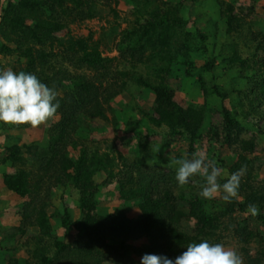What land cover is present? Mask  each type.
<instances>
[{
    "label": "trees",
    "instance_id": "obj_1",
    "mask_svg": "<svg viewBox=\"0 0 264 264\" xmlns=\"http://www.w3.org/2000/svg\"><path fill=\"white\" fill-rule=\"evenodd\" d=\"M101 1L0 0V56L10 58L7 67L12 71L34 74L42 83L55 89L60 104L57 114L50 119L47 146L15 144L8 147L6 157L0 159L1 164L13 163L20 167L16 173L6 175L5 182L9 191L27 199L22 215L28 226L38 230L41 241L34 238L36 249L30 252L36 264L110 263L104 252L110 248L109 241L118 242L113 247L118 252L125 250L127 240L146 236L150 238V244L144 249L149 254L153 255L154 250L161 248L177 257L188 244L213 240L218 232L217 241L231 234L237 235L246 264H261L264 262V239L260 240L250 230L249 222L244 220L241 224L237 221L234 211L238 209L233 203L240 206L242 213L247 212L250 204H260L263 213L257 220L264 225V192L260 195L248 188L242 202L235 198L229 203L228 213L219 214L208 211L202 198L188 200L187 213L172 200V184H177L176 179L170 182L167 180L169 175L152 171L112 148L104 151L100 147L91 149L87 146V135H80L85 127L79 123L82 116L89 127L88 122L95 120L110 124L114 129L119 127L118 108L113 107L112 102L130 87V83L155 92L154 112L159 118L149 115L146 118L155 128H168L173 138L188 135L190 143L195 142L205 119L193 110L189 113L182 111L173 101L175 92L161 77L178 60L174 49H190L188 36L181 30L183 20L178 15L179 9L164 0H130L137 14H151L153 21L143 26L134 23L123 30L115 45L119 57H108L104 55L102 41L96 40L94 33L89 32L87 38L70 33L71 25L85 23L102 14L99 9ZM113 1L118 4L120 0H106L108 3ZM160 6L167 9L163 11ZM66 30L65 37L59 35ZM132 67H141L144 71L136 75L132 73ZM3 68L0 59V70ZM204 90L207 91L206 87ZM213 90L224 97L218 87ZM224 114L226 139L230 140L235 128L241 131V127L226 109ZM131 121L128 130L133 129ZM0 125L9 128L8 124L0 122ZM15 127L24 130L31 126ZM253 146L252 143L244 145L243 149L250 151ZM70 150L78 154L72 157ZM245 159L240 158L234 172L246 166ZM100 174L110 178L106 184L117 183L121 201H138L142 219L97 213L99 202L95 177ZM161 185H164L162 189ZM67 187L80 193L82 213L79 220L73 219L69 212L60 216L65 229L73 227L77 231L72 243L55 238L48 215L52 191ZM181 199L185 200L184 197ZM190 217L196 220V237L182 229V224ZM44 236L50 239L54 236L51 246L56 248L55 255L48 251ZM256 239H259L260 246L258 256L254 258L249 246Z\"/></svg>",
    "mask_w": 264,
    "mask_h": 264
},
{
    "label": "rangeland",
    "instance_id": "obj_2",
    "mask_svg": "<svg viewBox=\"0 0 264 264\" xmlns=\"http://www.w3.org/2000/svg\"><path fill=\"white\" fill-rule=\"evenodd\" d=\"M164 1L179 9L178 15L183 24L181 23L182 29L178 30H183L188 36L190 49H174L178 53V60L173 61L161 77L166 86L175 92L173 101L182 111L189 113L193 110L200 114L199 117L204 116L198 138L190 143L188 135L173 138L165 126L155 128L150 124L146 115L159 118L154 112L156 94L151 89L142 88L135 83H130V87L112 102L113 107L118 108L117 129L98 120L88 122L91 125L89 127L85 125L82 116L79 123L85 127L80 135H87L89 148L100 147L101 151L112 148L129 160H136L140 165L150 167L152 171L169 175L167 180L170 182L175 180L177 167L170 165V160L191 159L194 153L200 152L206 161L213 162L214 166L221 169L218 183H225L232 173L240 174L239 201L244 200L242 196L248 192V188L261 195L264 192V0ZM100 5L102 14L99 17L71 25L70 33L76 37L87 38L89 32H92L96 40L102 41L105 56L119 57L115 45L120 33L134 23L142 26L148 24L153 18L148 13L137 14L130 0H120L118 4L102 0ZM160 7L163 11L167 9ZM1 14L0 9V16ZM67 32L66 30L59 35L65 37ZM0 59L4 63L2 70H11L7 67L10 58L0 56ZM132 70L136 75L144 71L141 67H132ZM214 87H218L224 97L215 94ZM224 109L241 127V131L235 128L230 140L226 139L224 129ZM109 117L111 118V115ZM130 120L133 122L132 130L127 127ZM50 125L51 120L36 128L24 130H17L15 125L8 124L9 128L0 125V159H4L8 147L15 144L47 146ZM251 143L254 145L253 150L244 151L243 146ZM77 154L70 150L72 157ZM241 157H246L247 164L234 172V166L241 162ZM19 168L17 164L0 163V264L37 263L30 252L36 249L34 238L41 242L39 232L34 226H28L22 215L27 199L9 191L5 182V176L16 173ZM107 181H110V178L103 174L95 177L96 197L99 202L97 213L103 216L123 214L131 220L142 219V213L137 207L138 201H121L117 183L113 181L112 184H106ZM204 183V177L197 175L182 187L178 186V183L172 184V200L187 212L186 206L189 205L186 202L201 198L199 192ZM163 186H160L161 189ZM222 196L223 193L220 192L212 200L202 198L206 201L207 210L214 214L228 213L229 203H225ZM79 199L80 193L73 187L52 191L48 215L57 240L65 243L74 241L76 229H65L60 216L69 212L73 219L79 220L82 217ZM233 205L238 209L234 211L237 221L241 224L244 220L249 222L250 230L257 234L260 240L264 239V225L257 220L258 215H246L241 212L239 205ZM256 207L259 209V215L262 214L260 204ZM182 229L191 237H196V220L192 217L185 220ZM217 234V238L208 242L221 243L234 249L246 264L243 246L237 235L231 234L217 241L220 236L219 232ZM53 239L54 236L51 239L44 236L43 242L48 245L50 254L55 255L56 248L51 246ZM117 243L109 241L110 248L104 250L110 263L94 261V264H141L142 257L149 254L144 249L150 244V238L147 236L127 240L123 251H115L113 247ZM259 246V239L249 246L252 257L258 256ZM153 255L176 258L171 252L161 248L154 250Z\"/></svg>",
    "mask_w": 264,
    "mask_h": 264
},
{
    "label": "clouds",
    "instance_id": "obj_3",
    "mask_svg": "<svg viewBox=\"0 0 264 264\" xmlns=\"http://www.w3.org/2000/svg\"><path fill=\"white\" fill-rule=\"evenodd\" d=\"M59 107L56 90L42 83L36 75L0 70V122L36 128L54 118ZM169 164L177 166L175 179L178 186L188 184L197 175L204 177L205 183L199 192L203 199L212 200L220 192L225 203L239 197L240 174L232 173L225 183H218L221 169L206 161L200 152L194 153L191 159H172ZM249 213L255 217L259 215V209L250 204L245 214ZM186 249L175 259L146 254L141 264H244L234 249L221 243L210 244L203 240L188 244Z\"/></svg>",
    "mask_w": 264,
    "mask_h": 264
}]
</instances>
